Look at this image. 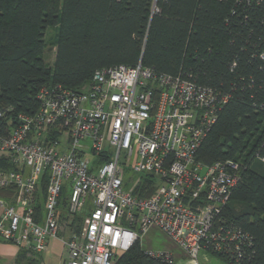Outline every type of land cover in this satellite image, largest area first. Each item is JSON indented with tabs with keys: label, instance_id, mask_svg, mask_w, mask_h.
Segmentation results:
<instances>
[{
	"label": "built area",
	"instance_id": "1",
	"mask_svg": "<svg viewBox=\"0 0 264 264\" xmlns=\"http://www.w3.org/2000/svg\"><path fill=\"white\" fill-rule=\"evenodd\" d=\"M37 100L34 114H17L0 133V158L18 169L0 170V190L13 188L15 199H0L2 239L42 253L48 239L68 229L62 264H114L156 228L183 251L187 264H200L199 257L205 261L210 253L238 262L249 236L221 213L241 180L240 164L196 161L227 95L190 75L157 73L139 62L95 71L82 91L43 86ZM4 115L0 110V123ZM45 173L43 215L36 222ZM140 175L155 180L145 198L133 195ZM64 180L69 195L61 212ZM77 217L83 218L78 230L72 228ZM146 253L174 264L171 252Z\"/></svg>",
	"mask_w": 264,
	"mask_h": 264
},
{
	"label": "trees",
	"instance_id": "2",
	"mask_svg": "<svg viewBox=\"0 0 264 264\" xmlns=\"http://www.w3.org/2000/svg\"><path fill=\"white\" fill-rule=\"evenodd\" d=\"M48 29L55 30L52 66L45 62ZM139 62L157 73L190 75L228 96L196 161L240 164L241 180L221 218L247 234L250 244L238 262L209 255L228 264H264V0H0V133L17 114L38 110L41 87L82 91L95 71ZM0 170L18 171L2 157ZM46 186L45 173L34 203L36 222ZM154 189L155 180L140 175L133 195L145 198ZM7 194L14 189L0 190ZM18 260L33 264L26 252ZM114 264L168 263L137 242Z\"/></svg>",
	"mask_w": 264,
	"mask_h": 264
},
{
	"label": "rangeland",
	"instance_id": "3",
	"mask_svg": "<svg viewBox=\"0 0 264 264\" xmlns=\"http://www.w3.org/2000/svg\"><path fill=\"white\" fill-rule=\"evenodd\" d=\"M55 39V30L54 29H48L46 33L45 41L47 43V47L45 50V62L52 66L53 60H54V48L52 47V43ZM137 158L136 149H134L132 158L130 160V164L132 165L134 161ZM130 176V175H129ZM134 175H132V178ZM68 180H64L62 182V194L60 196V203L59 207H62V201H66L69 195V187H68ZM65 205V204H64ZM90 207L88 204L87 207ZM43 215V211H42ZM82 217H77L73 224V229L82 227ZM140 245L144 251H151V252H171L173 254V260L175 264H187L186 263V257L183 253V251L176 246L164 233H162L160 230L156 228H151L146 232L141 238H140ZM205 261L201 256L199 257L200 264H228L225 261H222L218 259L215 256L208 255L205 256ZM33 261V260H32ZM34 262V261H33Z\"/></svg>",
	"mask_w": 264,
	"mask_h": 264
},
{
	"label": "crops",
	"instance_id": "4",
	"mask_svg": "<svg viewBox=\"0 0 264 264\" xmlns=\"http://www.w3.org/2000/svg\"><path fill=\"white\" fill-rule=\"evenodd\" d=\"M0 199L9 204H15L14 195L12 197L8 196V194L5 196L0 195ZM63 210L64 208L61 207L60 211L63 212ZM1 214L2 209L0 208V217ZM69 234L68 229L62 232L59 231L56 238L47 240V249L42 253L27 252L15 243L6 241L0 237V264H24V262H19L18 260L22 252L27 253V257L34 261L33 264H62L67 259V251L63 241L67 239Z\"/></svg>",
	"mask_w": 264,
	"mask_h": 264
}]
</instances>
